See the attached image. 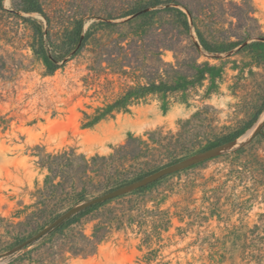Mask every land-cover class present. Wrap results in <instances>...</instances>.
<instances>
[{
	"label": "rangeland",
	"instance_id": "rangeland-1",
	"mask_svg": "<svg viewBox=\"0 0 264 264\" xmlns=\"http://www.w3.org/2000/svg\"><path fill=\"white\" fill-rule=\"evenodd\" d=\"M25 2L0 7V264H264V0Z\"/></svg>",
	"mask_w": 264,
	"mask_h": 264
},
{
	"label": "water",
	"instance_id": "water-1",
	"mask_svg": "<svg viewBox=\"0 0 264 264\" xmlns=\"http://www.w3.org/2000/svg\"><path fill=\"white\" fill-rule=\"evenodd\" d=\"M263 125H264V115L262 116V119L260 120V122L256 126L255 131L256 132L260 131ZM235 142H236V140H234V139L226 141L222 144H219V145H216L212 148L206 149V150H204L198 154H195L191 157H188L186 159L180 160L178 162H175L173 164H170L168 166L160 168V169L144 176L143 178H140V179L132 181L128 184L114 188V189H112L106 193H103L97 197H94V198H92L86 202H82L78 205L72 206L71 208H69L68 210H66L62 214H60L49 225L45 226L40 231H38L35 235H33L30 238H28L27 240H25L18 247H21L22 245H26L27 243H29L31 241L39 239L40 237L45 235L47 232L52 230L54 227L62 224L65 220L70 218L72 215H74L75 213L81 211L82 209H84L86 207H89V206L96 204V203H99V202H103L105 200L115 198V197L120 196L122 194H125L131 190L137 189V188L145 186V185H147L153 181H156V180L160 179L161 177H163L167 174H170V173L175 172L177 170L184 169V168L189 167V166H191L197 162L208 159V158L218 154L219 152H221L224 148L230 147Z\"/></svg>",
	"mask_w": 264,
	"mask_h": 264
},
{
	"label": "trees",
	"instance_id": "trees-1",
	"mask_svg": "<svg viewBox=\"0 0 264 264\" xmlns=\"http://www.w3.org/2000/svg\"><path fill=\"white\" fill-rule=\"evenodd\" d=\"M25 1H26L25 3H27V6H24V7L22 8V10H23L24 12H37V13H39V14H41V15H45L44 12H43V10H42V8L40 7V5H39L37 2H35V0H25ZM0 7H1V0H0ZM187 13L192 17L191 11H190L189 9L187 10ZM23 19H25L26 21L30 22V23L32 24V26H33L37 31H39V34H40V36L42 37V34H41V32H40V26H39V25H38L33 19H31V18H26V17H23ZM48 57L50 58L51 62L53 63V67H52V69H55L56 66L54 65V63H56V62L58 61V60H57V57H56L54 54H49ZM239 134H240L239 132L234 133L232 136L226 138L224 141L232 140V139L236 138ZM165 176H166V175H165ZM163 177H164V176H163ZM153 182H155V181H153ZM153 182H151V183H153ZM151 183H149V184H151ZM149 184H147V185H149ZM145 186H146V185H145ZM142 187H144V186H142ZM105 201H107V200H105ZM99 203H100V202H99ZM99 203L93 204V205H91V206H89V207L83 209L82 211H80V212H78V213L72 215V216H71L69 219H67L65 222H63L62 224H60V225L54 227V228L52 229V232L58 230L59 228H61L65 223L70 222V221L74 218V216L79 215V214H82L84 211H86V210H88L89 208H92V207L98 205Z\"/></svg>",
	"mask_w": 264,
	"mask_h": 264
}]
</instances>
